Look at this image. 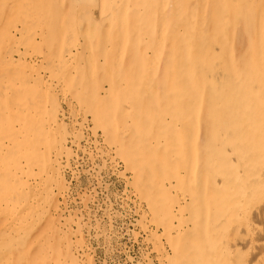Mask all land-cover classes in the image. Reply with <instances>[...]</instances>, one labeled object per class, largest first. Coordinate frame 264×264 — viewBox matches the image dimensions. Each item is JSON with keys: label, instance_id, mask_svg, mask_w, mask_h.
<instances>
[{"label": "rangeland", "instance_id": "rangeland-1", "mask_svg": "<svg viewBox=\"0 0 264 264\" xmlns=\"http://www.w3.org/2000/svg\"><path fill=\"white\" fill-rule=\"evenodd\" d=\"M106 1L102 13V0H0V264H223L225 242L221 257L193 255L178 185L193 140L213 186L250 174L264 0H130L124 43L119 0ZM238 240L246 264L253 246Z\"/></svg>", "mask_w": 264, "mask_h": 264}, {"label": "bare ground", "instance_id": "bare-ground-1", "mask_svg": "<svg viewBox=\"0 0 264 264\" xmlns=\"http://www.w3.org/2000/svg\"><path fill=\"white\" fill-rule=\"evenodd\" d=\"M129 1L130 0H119L118 4L115 5L116 7L114 9L115 14L119 16V24H120L121 28L123 29V31H122V42L123 43L126 41V37H127V32L125 31L126 23H125L124 13L126 11V7L128 6L127 3ZM106 3H107L106 0H102V2H101V12L102 13H104V11H105ZM73 13H75V12H73ZM72 23H74V27H76L78 22L76 21L75 18H74V20L72 18L71 24ZM64 26H65V23H64ZM162 28L163 27H161L159 29V37L158 38H160V40H162L164 38V35H165V32H164L165 30H163L164 28L163 29ZM61 36H62V34H61ZM107 45H109V44H107ZM71 46H69V48ZM84 46L87 50L88 47L90 46L89 42L86 41L84 43ZM74 55H75V53H74ZM74 57H76V56H74ZM69 63L70 62H68V64ZM71 65L74 66L73 64H71ZM91 73H93V76H94V71ZM67 75H68V73H67ZM170 75H173V73H170L169 75H167L166 78L162 77V79L158 80V83H160L161 85L167 86V83H166L167 79L172 78ZM174 75H175V73H174ZM188 81L190 83H193V80H191L190 78ZM158 90H159V88H158ZM167 92H168L167 103L171 102L170 104H172V106L174 107V113L173 114L176 115V117H177V116H179V114L181 112V106L180 105H178V107L175 109V107H176L175 103L177 101H179V98H180L179 94H178V90H177V88H175L174 85H171V86L167 87ZM158 99H159V97L156 94H154L150 98V111H154L155 108L158 107V104H157ZM145 106H146V104H145ZM147 110H148V108H147ZM155 115H157V113H155V112H152L150 115V119H151V121H153V124H154V122H156V120L154 119L155 117H156L158 122L160 120L164 119V118H160L161 115L158 116V118ZM193 125H194L193 129L195 130L197 128V126L195 124H193ZM151 126H152V123H151V125L149 124L148 128L150 129ZM144 133H145L144 135L147 137L148 131L145 130ZM260 134H261V136H259V137L262 138L263 145L261 144V141L258 142L259 144L253 143V145H252V146H254L253 147L254 150L257 149V151L255 153H253V156H252L253 158L251 159L252 160L251 162L253 164V166H252L253 168L251 167L250 174L247 176L245 168L241 171H239V168H238V169H236L237 170L236 172L239 173V175H237V177H235V180H233L231 178L232 177V176H230L231 174H224L221 178L222 180L220 182L216 181L214 186H213V184L208 182L209 180L206 179V176L204 174L205 172H203V170L200 167V161L198 162V160H196V157L198 154L196 142L193 140V142H191V144H189V147L187 149V153L185 155L186 159L184 161L185 163H187V170L185 169L186 172L184 173V177L186 179V182L184 185L179 184L178 186L180 188V191L182 193H184L181 195L183 196L184 203H185L187 210H188L187 215L189 217L186 219V222H187L186 227H190V230H192V233L189 231L188 232L191 234L194 233V236H195V243L191 244L193 255L204 254L206 261L209 260L211 257H214V258L221 257V256L217 255L218 254L216 251V250H218L217 246L219 244L225 242V244L227 245L226 248H224L223 244L221 245L222 246L221 252H222V256H223V264H241V263L245 264V262L243 263V259L242 260L240 259V261H239L238 257H237L238 253H240V251L242 252V250H239V248L235 244L229 245V242L231 240L235 242L239 238L241 242L239 240L238 241H239V243H241V245H243V247L253 246V250H254V252L252 253L253 256L251 254V256L253 258H252V260L249 258L251 261L248 260L249 262L246 264H264V130L263 129H262ZM188 136H189V133H188ZM174 142H176V141H174ZM185 152H186V148H185ZM244 152H246V151H244ZM248 152H250V151H248ZM134 154L136 155V153H134ZM131 156H133V154ZM164 160H165V158H161L158 155L157 157L152 156L149 161H152L150 163L151 165L154 163L157 165H165ZM214 162H215V160H214ZM241 162L242 161H237L236 164H240ZM248 162H249V160H248ZM232 166L234 167V164H232ZM249 168H250V166H249ZM249 168H247V170ZM231 171H232V169L230 170V172ZM185 179H182V180H185ZM179 183H181V182L179 181ZM156 208H157V206H155L154 209H156ZM159 211H160V209H159ZM182 211H181V213H182ZM179 213H180V211H179ZM251 216H255L257 220L259 219L258 222L260 225L254 226L253 224H251V221H254V219H255V218L252 219ZM250 218H251V221H250ZM168 226H169V224H168ZM176 230H178V229H176ZM179 231H181V229ZM181 232H183V231H181ZM180 234H182V233H180ZM234 234L236 237L233 236ZM255 235L257 236V238H255V237L252 238V236H255ZM214 241L216 243H219L218 245L216 244L217 248L215 246H212V245H214ZM205 246L206 247L209 246L210 248H206ZM228 246H230V247L228 248ZM212 247H213V249H212ZM174 251H175V249H174ZM246 251H247V249H246ZM246 256H247V254H246Z\"/></svg>", "mask_w": 264, "mask_h": 264}]
</instances>
